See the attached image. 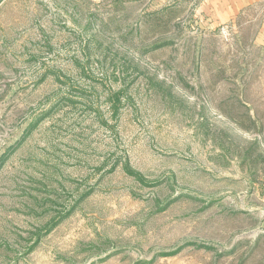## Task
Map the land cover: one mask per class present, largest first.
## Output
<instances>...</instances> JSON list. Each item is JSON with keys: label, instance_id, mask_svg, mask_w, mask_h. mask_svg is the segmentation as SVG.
I'll return each instance as SVG.
<instances>
[{"label": "rangeland", "instance_id": "1", "mask_svg": "<svg viewBox=\"0 0 264 264\" xmlns=\"http://www.w3.org/2000/svg\"><path fill=\"white\" fill-rule=\"evenodd\" d=\"M243 11L0 0V264H264V4Z\"/></svg>", "mask_w": 264, "mask_h": 264}, {"label": "trees", "instance_id": "2", "mask_svg": "<svg viewBox=\"0 0 264 264\" xmlns=\"http://www.w3.org/2000/svg\"><path fill=\"white\" fill-rule=\"evenodd\" d=\"M169 8H162L161 10H157L155 12H153L152 14L154 15H160L162 12H168ZM170 92V91H169ZM42 118L39 117L37 119H35V121H33L30 126L28 127V130L26 133H29L41 120ZM22 141V140H21ZM20 141V142H21ZM20 142H18L17 144L13 145L8 151H6L3 155L0 156V169L1 167L4 165V163L6 162V160L8 159L10 153H12L19 145ZM123 169L130 175L134 176L137 180H139L140 182H146L145 177L143 176L142 173H140L139 171L135 170L128 161H126L123 164ZM90 192H86L84 193L77 202H79L80 200H82L83 198H85ZM171 203L170 200H168L160 209H165L169 204ZM71 213L70 212L63 214L62 216H60L58 219L53 216L50 218V220L44 225L41 226L40 228H38L36 232H34V234L36 235V239L34 240V242L32 243V245L29 246L27 252L32 251L35 246L37 245V243L40 241V239L42 238V236H44L45 234L49 233L52 229H54L59 223L60 221H62V219L64 217H66L68 214Z\"/></svg>", "mask_w": 264, "mask_h": 264}, {"label": "crops", "instance_id": "3", "mask_svg": "<svg viewBox=\"0 0 264 264\" xmlns=\"http://www.w3.org/2000/svg\"><path fill=\"white\" fill-rule=\"evenodd\" d=\"M210 3L213 0H207ZM253 4L262 5L264 0H226V8L229 9V17L234 19L239 13H243L245 8Z\"/></svg>", "mask_w": 264, "mask_h": 264}]
</instances>
